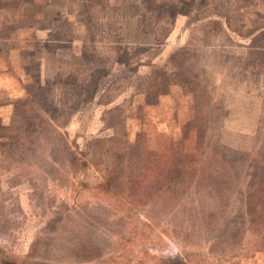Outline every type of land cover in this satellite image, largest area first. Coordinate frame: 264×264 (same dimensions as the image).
<instances>
[{
  "label": "rangeland",
  "instance_id": "374dc122",
  "mask_svg": "<svg viewBox=\"0 0 264 264\" xmlns=\"http://www.w3.org/2000/svg\"><path fill=\"white\" fill-rule=\"evenodd\" d=\"M261 161L264 0H0V264H92L55 226L75 182L114 203L96 264H264L216 248Z\"/></svg>",
  "mask_w": 264,
  "mask_h": 264
},
{
  "label": "trees",
  "instance_id": "16d2710c",
  "mask_svg": "<svg viewBox=\"0 0 264 264\" xmlns=\"http://www.w3.org/2000/svg\"><path fill=\"white\" fill-rule=\"evenodd\" d=\"M108 124V123H107ZM107 128H112L113 132L116 130V127H112L111 125H106ZM118 129L122 128V124L117 126ZM105 141L106 142H112V144L109 145V153L111 155L113 154V158H116V152L118 151V145L121 144V142L118 140V143H115L117 141L115 138H107V139H101L98 141L97 148L94 153L91 154L92 157H98V154L100 153V156H104L106 154L103 150V147H105ZM115 151V152H114ZM65 154L71 158V163L67 161V164H73V169L76 174L80 173L81 170L85 169L86 167L81 166V159L82 154L79 152L78 154L81 156H77L74 152L70 151L68 147H66ZM118 160V159H117ZM52 166H59L57 165L56 161H52ZM264 166V161H261ZM66 164V163H64ZM51 166V167H52ZM116 167V166H114ZM55 167L52 168V170ZM137 169L140 168L141 170V176L143 179H146L151 173L148 175V169H151V167H136ZM261 169V173L264 174V167H259ZM113 170V169H112ZM112 170L105 171L103 170V176L102 178L106 182L108 177L111 175H114L117 179L119 178V175H115V173H112ZM258 170V167H257ZM154 171V170H153ZM215 172V171H214ZM137 173V171H136ZM143 173V174H142ZM132 174V169H128V178L129 175ZM152 176V174H151ZM127 178V179H128ZM129 183V179L127 181ZM75 186H73L72 196L70 198L71 205H70V213H59L57 214L58 221L55 224V226H60L65 224L66 228H75L76 231L74 233L75 238L82 239L86 238L85 242H80L78 245V248L82 251H85V256L87 259H89V262L91 261L92 264H96L97 260V254L98 249H100L99 243H95L94 240L91 239V236L95 235L97 232H101V227H98L96 224V221H91L90 218H94L99 211H103L105 214H115L113 211L112 205L114 204L113 201L108 198V192L104 191V189L101 186H91L84 183L82 186L77 187V183H74ZM102 188V189H101ZM101 189V190H100ZM102 191V192H101ZM128 191V190H127ZM101 192V193H100ZM100 193V194H99ZM97 195H101L103 198H106L109 200L108 202H102L97 201L96 197ZM240 196L242 198V204H240V207H236L237 211H235V220L233 219L232 222L229 225H232V232L228 236L229 241H221V244L218 245L216 248L219 249H226L229 245L232 244H241L246 240V238L249 239V243L255 246H262L264 244V236L262 237V230H264V177L259 178L258 175L253 176V180L249 187L245 189V191L240 193ZM83 202V205L81 203ZM235 208V209H236ZM243 214H240V213ZM79 213L84 214V217H78V219L81 221L83 219H88L87 224L91 228H89L87 225H81L79 223L78 225L74 224V222H71V220L75 217V215H78ZM247 215V219L244 218L243 215ZM107 215V216H108ZM109 217V216H108ZM111 219V217H109ZM108 218V220H110ZM70 221L68 223H65L66 221ZM80 225V226H79ZM80 228H77V227ZM82 226V227H81ZM56 228V227H55ZM54 229V228H53ZM90 235V236H89ZM229 243V244H228ZM211 251V250H209ZM94 252L95 255L92 257L90 254ZM109 257V256H108ZM112 260L114 259L112 255ZM219 259H223L224 257L221 255H218Z\"/></svg>",
  "mask_w": 264,
  "mask_h": 264
}]
</instances>
